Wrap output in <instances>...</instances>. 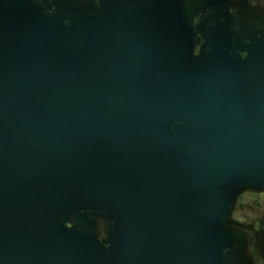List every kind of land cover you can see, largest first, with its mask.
I'll list each match as a JSON object with an SVG mask.
<instances>
[{"label": "water", "instance_id": "obj_1", "mask_svg": "<svg viewBox=\"0 0 264 264\" xmlns=\"http://www.w3.org/2000/svg\"><path fill=\"white\" fill-rule=\"evenodd\" d=\"M229 3L0 0V264H255L264 9Z\"/></svg>", "mask_w": 264, "mask_h": 264}, {"label": "flooded vegetation", "instance_id": "obj_2", "mask_svg": "<svg viewBox=\"0 0 264 264\" xmlns=\"http://www.w3.org/2000/svg\"><path fill=\"white\" fill-rule=\"evenodd\" d=\"M264 0H230L229 3V13L230 14H262L261 2ZM259 7V8H258ZM248 10H245V9ZM255 8V10H254ZM243 9V10H242ZM262 10V9H261ZM255 194L252 199L251 205L254 206V209H250L251 217H248V220L252 222H263L264 220V190H254L248 189ZM232 212L230 213L231 216ZM230 219L235 222V225H238L242 222L240 221V217L237 215L230 217ZM238 223V225H237ZM246 230H251L257 233V245L255 249V264H264V241L260 235V230L255 229L254 227H248Z\"/></svg>", "mask_w": 264, "mask_h": 264}, {"label": "rangeland", "instance_id": "obj_3", "mask_svg": "<svg viewBox=\"0 0 264 264\" xmlns=\"http://www.w3.org/2000/svg\"><path fill=\"white\" fill-rule=\"evenodd\" d=\"M260 5H261L260 9H264V1H262ZM254 196L255 194L248 189L241 191L231 211L232 214L230 217L232 219L233 217H236L237 215L240 217V221L242 222L240 223V226L238 227L241 229H247L248 227H254L255 229L260 230L261 237L264 241V220L263 222H260V223L255 222V221L252 222L248 220V217H251L250 209H254V206L251 205V202Z\"/></svg>", "mask_w": 264, "mask_h": 264}]
</instances>
